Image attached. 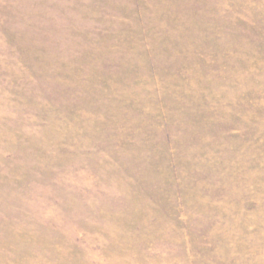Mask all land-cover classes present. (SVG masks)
Instances as JSON below:
<instances>
[{"label":"rangeland","instance_id":"rangeland-1","mask_svg":"<svg viewBox=\"0 0 264 264\" xmlns=\"http://www.w3.org/2000/svg\"><path fill=\"white\" fill-rule=\"evenodd\" d=\"M0 264H264V0H0Z\"/></svg>","mask_w":264,"mask_h":264}]
</instances>
